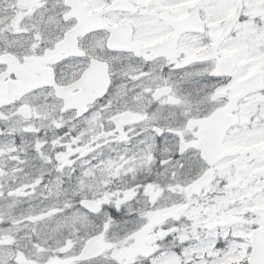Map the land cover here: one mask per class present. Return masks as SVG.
I'll list each match as a JSON object with an SVG mask.
<instances>
[{"label":"snow or ice","instance_id":"snow-or-ice-1","mask_svg":"<svg viewBox=\"0 0 264 264\" xmlns=\"http://www.w3.org/2000/svg\"><path fill=\"white\" fill-rule=\"evenodd\" d=\"M0 264H264V0H0Z\"/></svg>","mask_w":264,"mask_h":264}]
</instances>
